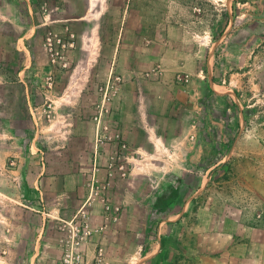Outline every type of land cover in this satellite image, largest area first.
<instances>
[{"label": "crops", "instance_id": "1", "mask_svg": "<svg viewBox=\"0 0 264 264\" xmlns=\"http://www.w3.org/2000/svg\"><path fill=\"white\" fill-rule=\"evenodd\" d=\"M35 1L0 0V264H54L82 213L92 231L82 250L88 261L97 256L101 263L100 239L108 227L103 225V199L95 194L101 180L81 172L105 175L120 150L133 169L174 170L176 163L185 169L174 157L183 154L192 138L184 132L182 110L193 101L195 87L208 83L198 77L209 72L214 49L207 45L201 22L190 19L191 0H127L118 14L116 35L90 34L85 15L71 24H86L85 33L77 34L76 48L89 44L78 47L83 56L71 74H90L94 63L88 61L101 55L110 69L106 74L115 73L122 81L98 85L87 78L69 79L48 88L44 82L30 83L38 75L35 45L41 49L34 34L38 27L30 24L35 18L42 21ZM63 2L68 1L54 0L53 7L63 8ZM46 18L42 22H58ZM43 69L46 75L52 71L49 65ZM179 72L189 76L184 85L174 80ZM58 112L61 118L54 121L61 123L56 130L60 141L51 169L29 131L41 136ZM168 214L162 221L166 228ZM64 221L70 227L63 229ZM169 237L166 230L154 237L152 249L142 257L146 263L176 264L183 244L164 241Z\"/></svg>", "mask_w": 264, "mask_h": 264}, {"label": "rangeland", "instance_id": "2", "mask_svg": "<svg viewBox=\"0 0 264 264\" xmlns=\"http://www.w3.org/2000/svg\"><path fill=\"white\" fill-rule=\"evenodd\" d=\"M47 1L43 8L35 1L42 10V21L47 15L46 20L53 17L58 22L36 18L30 22L38 27L34 34L41 40V49L34 48L38 75H32L30 83L44 82L52 88L69 79L87 78L98 85L119 84L114 78L117 74H106L110 69L101 55L88 61L94 63L90 74H71L83 56L78 47L89 45L76 48L77 34L85 33L86 24H71L85 15L90 19V34L116 35L118 14L127 0H67L59 9L53 7L54 0ZM189 9L191 21L201 22L207 45L215 54L209 60V72L204 70L198 77L208 83L195 87L193 101L182 110L184 132L192 138L190 144L184 141L188 146L183 154L174 157L185 169L176 163L174 170H137L127 164L124 154L112 160L105 175H95V170L81 172L83 177L88 174L101 180L95 194L103 199V225H108L100 239L102 247L98 246L103 259L96 263L97 256L92 257L91 264H147L142 257L164 230L170 234L164 241L183 244V250L175 254L176 264H264V0H191ZM48 32L73 35L63 68L52 65L43 50ZM48 65L52 71L46 75L43 67ZM11 79L16 81L17 75ZM58 114L48 120L41 136L29 131L46 152L51 169L60 141L56 130L61 123L54 121ZM167 214L166 228L162 221ZM84 216L76 228H90ZM67 226L64 221L63 229Z\"/></svg>", "mask_w": 264, "mask_h": 264}, {"label": "built area", "instance_id": "3", "mask_svg": "<svg viewBox=\"0 0 264 264\" xmlns=\"http://www.w3.org/2000/svg\"><path fill=\"white\" fill-rule=\"evenodd\" d=\"M39 2H41L40 7L43 8L44 0H39ZM72 38L73 35L66 37L61 35V33L58 35L52 32H48L44 36L43 47L49 55V60L52 65L59 68L66 66V64L63 63L64 53L66 49L73 45ZM114 78L118 82L121 81V77L119 75ZM174 80L176 83L184 85L189 81V76L179 72L176 73ZM122 147H124V145H122ZM122 155L123 151L120 150V152H118L116 156H113L112 159H120ZM117 209L118 207L116 210ZM91 233V229L87 226L82 229L74 228L73 232L70 233L69 238L67 239L68 241L63 255L54 264H91V262L86 259V255L82 250L83 245L91 236ZM95 262L98 263V260H95Z\"/></svg>", "mask_w": 264, "mask_h": 264}]
</instances>
